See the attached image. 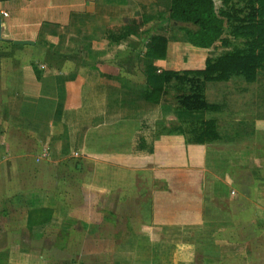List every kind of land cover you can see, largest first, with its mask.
I'll return each instance as SVG.
<instances>
[{
    "label": "crops",
    "instance_id": "crops-1",
    "mask_svg": "<svg viewBox=\"0 0 264 264\" xmlns=\"http://www.w3.org/2000/svg\"><path fill=\"white\" fill-rule=\"evenodd\" d=\"M151 10L168 18L158 0H0V44L15 50L0 58V264H159L169 242L193 244L183 264H264L261 117L244 120L251 141L227 137L219 115L231 112L170 109L166 97L161 118L213 120L220 138L162 135L154 154L134 152L159 105L134 79L136 36L107 34ZM42 243L55 257L39 256Z\"/></svg>",
    "mask_w": 264,
    "mask_h": 264
},
{
    "label": "trees",
    "instance_id": "trees-1",
    "mask_svg": "<svg viewBox=\"0 0 264 264\" xmlns=\"http://www.w3.org/2000/svg\"><path fill=\"white\" fill-rule=\"evenodd\" d=\"M237 2L243 3V8L237 7ZM222 4L223 7L218 10L215 0H158V6L166 8L169 23L176 25L175 29L183 33L186 42L195 48L208 50L218 44L228 46L229 40L225 37L227 28L233 38L245 41L243 49H235L214 60L208 59L204 69L160 70L155 63L166 60L169 39L163 35L150 36L149 30L143 32L146 19L126 20L118 34L108 31L107 39L114 43H120L129 36L148 35L143 42L150 43L151 47L139 54L145 65L147 102L159 105L171 96L180 111L217 112L220 107L210 104L205 96L208 83L228 82L233 77H241L249 84L258 80L259 71L264 68V0H222ZM34 71L38 79L41 78L37 66H34ZM172 82L187 91H173L170 87ZM152 126L142 122V132L134 149L136 155L154 154V139L162 135H182L186 143L195 145L220 138L217 123L213 120L155 124L156 133L150 132L149 140L145 132Z\"/></svg>",
    "mask_w": 264,
    "mask_h": 264
},
{
    "label": "rangeland",
    "instance_id": "rangeland-1",
    "mask_svg": "<svg viewBox=\"0 0 264 264\" xmlns=\"http://www.w3.org/2000/svg\"><path fill=\"white\" fill-rule=\"evenodd\" d=\"M215 3L218 10L223 7L222 0H215ZM243 6V3L237 2V7L243 8ZM144 18L147 20V24L143 30H149L148 35H163L169 39L168 60L163 64H156L160 70L184 71L196 70L200 68L202 69L206 65V61L208 59L214 60L231 53L235 49H243L245 47V41L243 39L233 38L229 33V28L226 26L227 32L225 37L229 40L228 46H222L218 44L216 47L209 50L196 49L186 42L183 33H181L178 29H175L176 25L174 26L172 23H169V21L166 19L165 12L162 10H151L146 17L144 16ZM120 26L114 27L112 32L118 34L122 29V26ZM148 35H144V33L143 35L140 34L136 36V39H133L134 43L131 42V45L126 46V48L131 46L132 49H134L133 53H131V56L132 54H137L138 61L134 79L137 81V87L139 91L144 88L143 86L145 80V65L142 56H139V54L143 53L144 51L143 45L145 42H143V40L144 37H148ZM4 47L5 45L0 44V58H13L14 56L12 54V50L14 49L12 47H7L9 50L3 51ZM14 55L17 57L16 52H14ZM170 87L173 91H177L179 93L187 91L184 87H181L176 82H172ZM205 89L207 90L209 99L218 103L219 107L223 108V112H231L232 114L231 121H228L224 118V113L219 115L221 132L224 135H227V137L231 136L233 133L234 135L239 136L244 134L247 136V139L251 141L253 137L251 135L253 133V126L248 120V122L244 120L246 116H249L250 120L258 116L264 120V68L259 71L258 80L255 83L249 84L246 83L241 77H233L226 83L206 85ZM141 104H144L143 100L141 101ZM163 105L170 109H173L174 107L177 109V102L171 96H169L167 100L164 101ZM161 108L162 105L157 107L154 106L153 109L150 111L148 110V112L144 114L146 116L142 118V120L147 122L149 125L153 124L151 127V133H156L157 128L155 124L159 125L161 123H167L169 125L171 123L170 120L166 119V116L161 118ZM237 119H239L241 122H236ZM247 222L250 221L247 220ZM257 229L263 232L262 230L264 227H261L260 225ZM200 245L202 247V244ZM160 246H163V254L161 259L159 258V260H157L159 264H183L185 262L184 260L192 258L194 250L193 244L177 242L163 243L160 244ZM211 246H208V250H217L216 247ZM196 248L197 247L195 246V249ZM39 250H41V254L39 256L44 255L47 257V259H49L48 257H55L54 250L49 246V244L42 243V246L39 248ZM50 260L54 261L53 259ZM65 261L57 259V261L54 262H62L61 264H63Z\"/></svg>",
    "mask_w": 264,
    "mask_h": 264
},
{
    "label": "water",
    "instance_id": "water-1",
    "mask_svg": "<svg viewBox=\"0 0 264 264\" xmlns=\"http://www.w3.org/2000/svg\"><path fill=\"white\" fill-rule=\"evenodd\" d=\"M0 38L2 39V24H1V19H0ZM15 44H18V45H32L33 42L31 41H28V40H17V41H14Z\"/></svg>",
    "mask_w": 264,
    "mask_h": 264
},
{
    "label": "built area",
    "instance_id": "built-area-1",
    "mask_svg": "<svg viewBox=\"0 0 264 264\" xmlns=\"http://www.w3.org/2000/svg\"><path fill=\"white\" fill-rule=\"evenodd\" d=\"M3 15H4V16H7V14H6V13H3Z\"/></svg>",
    "mask_w": 264,
    "mask_h": 264
}]
</instances>
